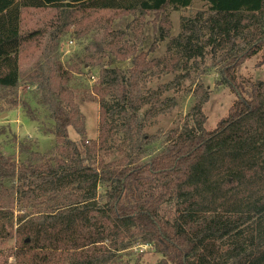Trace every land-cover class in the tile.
Here are the masks:
<instances>
[{"label": "trees", "instance_id": "16d2710c", "mask_svg": "<svg viewBox=\"0 0 264 264\" xmlns=\"http://www.w3.org/2000/svg\"><path fill=\"white\" fill-rule=\"evenodd\" d=\"M193 1L0 0V98L31 120V104L17 90L22 10L54 7L58 41L89 39L72 66L52 68L46 55L29 83L32 101L52 121L51 146L39 151L14 137L21 158L0 151V200H9L0 206V239L17 237L11 264H118L138 244L160 255L155 264H264V80L237 76L246 60L260 52L264 60V0H202L206 9L182 17L176 35L160 27L165 56L149 59L154 41L126 68L111 63L124 49H108V36L99 37L110 24L104 12L156 15ZM207 57L235 95L226 115L205 128L210 90L198 80L182 124L153 150L161 132L149 133L146 120L173 108L164 91ZM92 70L90 86L83 74ZM174 72L172 83L147 86ZM90 101L99 121L89 140L80 105ZM70 126L78 140L69 138Z\"/></svg>", "mask_w": 264, "mask_h": 264}, {"label": "rangeland", "instance_id": "374dc122", "mask_svg": "<svg viewBox=\"0 0 264 264\" xmlns=\"http://www.w3.org/2000/svg\"><path fill=\"white\" fill-rule=\"evenodd\" d=\"M206 7L207 5L202 0H194L186 8L177 10L167 8L156 15L152 13L137 15L123 11L104 12V18L110 24H103V27L98 29L99 37L108 36V42L112 43L107 46L108 49L112 48L113 51L119 48L124 49V54L116 53L118 59L111 56L114 59L111 63L114 66L126 68V66L133 64L134 55L142 56L154 41L157 43V49L149 52V59L165 56L167 39L159 41L160 27L166 32L168 31L170 35H176L179 32L182 17L193 16L197 11H204ZM57 20L58 10L54 7L25 8L22 10V44L19 55L20 81L17 90L19 96L21 93V98L30 102L35 120H31L21 106H8L3 98H0V151L5 155L16 156L17 160L21 156L17 152V143L14 142V137L17 142L21 140L39 151L47 150L54 139L48 132L52 121L49 119L46 109L35 104L30 97L34 90L33 86L30 85V82L35 79L33 76L34 69L42 64V60L44 61L47 56L49 57L47 63L52 68L56 61H61L69 66L74 65L77 62L76 53L89 41L88 38L76 39L72 35L60 36V41H58ZM120 31H123V35H119ZM116 32L117 34L112 36V33ZM140 40H143L141 44H139ZM135 45L137 46L134 50ZM262 57L263 53L260 52L246 60L237 71L238 80L241 82L264 80V60ZM107 59V56L103 57V61ZM192 70L190 76L187 78L186 76L179 77V83L175 87H170L164 91L163 99L168 97L175 100L173 108L165 114L152 115L145 122L146 130L149 133L161 132L159 140L152 146L153 150L158 148L166 132L182 124L194 101L192 91L195 89L198 80L210 90L209 98L203 105L207 117L206 129L211 130L216 126L220 118L226 115L228 108L235 99L234 93L226 85L219 84L217 68L210 67L208 57L203 62L200 61L198 67L192 68ZM82 72L87 71L85 69ZM94 73L92 70L89 75L83 74V76L87 75L90 86L96 81V76L91 75ZM176 73L177 75L183 74L181 71ZM50 74L53 78L54 69ZM78 75L77 73L76 77ZM175 76V72L170 75H161L157 80L150 79L147 86L154 90L160 84L172 83L176 80ZM0 97H4V95H0ZM80 109L85 115V138L96 139L99 121L98 103L94 101L84 102L80 105ZM143 109L142 111H145L147 108ZM68 135L71 140L80 138L71 126L68 127ZM3 205L9 207V200L2 198L0 206ZM13 209V215L16 216L18 207L14 206ZM16 238L0 239V264L13 263L11 249L14 247ZM159 259L160 255L155 252L151 245L138 244L122 252L118 264H155Z\"/></svg>", "mask_w": 264, "mask_h": 264}, {"label": "crops", "instance_id": "0c3cea01", "mask_svg": "<svg viewBox=\"0 0 264 264\" xmlns=\"http://www.w3.org/2000/svg\"><path fill=\"white\" fill-rule=\"evenodd\" d=\"M28 8H30V9H31L32 7H28ZM28 8H26V9H28ZM20 95H21V93H20Z\"/></svg>", "mask_w": 264, "mask_h": 264}]
</instances>
